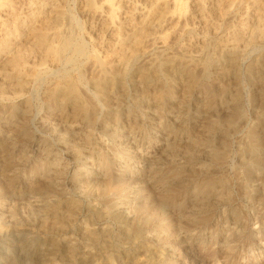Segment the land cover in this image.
Segmentation results:
<instances>
[{"label": "bare ground", "instance_id": "obj_1", "mask_svg": "<svg viewBox=\"0 0 264 264\" xmlns=\"http://www.w3.org/2000/svg\"><path fill=\"white\" fill-rule=\"evenodd\" d=\"M62 1L0 0V191L2 194L4 190L6 192H14L18 188H21L19 184L24 182V178L20 175L17 168L19 169V166L24 165L26 162L28 143L34 140L32 135L26 130L24 124V120L28 117L30 103L25 96V89L31 81L41 78L40 74L43 70L57 68L68 51H81L80 47L87 43V41L92 45L93 52L90 51V56L92 57H90V68L93 71V73L91 71L93 76L89 79H91V87L105 104L103 115L100 118H95L97 111L95 112L94 106L92 108L88 104L90 101L83 98L84 96L80 94L82 89H79V92L73 79H66L63 81L58 80L60 82L56 81L55 85L45 91L44 98L46 107H48L45 116L51 118V120L59 121L60 123H57L64 126V128L62 127L65 130L63 132L71 136V142L66 143L64 147L69 155L75 158L80 157L83 153L97 156L99 159L98 163L101 164L104 170L103 174L105 173L99 184L102 183L107 188L104 190L112 189L116 192L121 190L120 193H122L128 188L127 182L130 180V177L127 180L124 176L115 175L109 163V158L102 157L98 153L99 151L96 153V148L100 149L102 144L96 141L94 142L95 144L93 143L92 134L94 132L91 129V125L93 124L91 122L96 121L94 123L95 125L97 124L100 133H108L112 136V140L118 138L117 131L120 132V128H117L116 125L119 126L120 124H124L123 126L132 133H140L144 137L149 138L152 134H147L145 125L152 124L153 127L156 126V112L165 115L170 113L171 108H173V111L176 110L177 113H180V111L185 112L189 111L191 104H194L195 107L202 105L204 109L212 108L211 103H215L216 100H219L226 106L230 103H236L239 99V94L235 91V87V89H232L234 85L233 81H237L239 71V68L237 69L238 64L236 63L238 62L236 60L238 59L236 57L249 45L264 42V0H78V11L84 23L83 33L80 37L82 36L87 40L84 44L81 40L78 43L75 32L73 35L71 33L72 30L71 32L66 31V26L64 25L66 24L65 20H67V16ZM224 25L226 26L224 27ZM70 26L72 25L70 24ZM223 27L225 28L223 29L224 35L221 37L222 34L218 35L217 33ZM216 35L220 36L221 39L218 40ZM210 41L211 43L213 41L212 47L215 50L214 54H216L213 61L211 60L213 58H210L212 62L210 64H213L215 68L214 76L211 84H203V73L209 65V62L204 57V51H206V46ZM79 51L77 52L79 53ZM71 55L72 53L69 56ZM78 55L80 56V54ZM69 56H67L68 59ZM71 59L73 60V58ZM136 61L138 64L133 68L134 73L131 75V70L133 71L132 67ZM246 72L247 76L254 79V82L257 84V92L264 99V53L254 59ZM198 91L203 95L200 101L195 96V93ZM127 95H131L134 98L135 106L146 108L147 112L146 114L144 113V116L137 115L124 108L123 101ZM257 97L259 98V96ZM257 104L259 105L258 102ZM90 105L93 104L90 103ZM259 107L264 112V104L261 103ZM99 109L101 110L102 108ZM213 109L215 110V108ZM233 111L223 121L220 119L222 122L211 119L205 125H202L200 129L196 128L194 123H192L193 125H189L184 119L179 124L177 123V125L169 123V120L166 122L162 119L164 122L161 121L155 128L163 129L165 134L173 137L172 141L166 143V149L169 151V154L174 156V149L178 148L179 139L181 138L184 140L183 146H185V149L193 150L194 147L210 148L212 145L211 141L213 140L211 136L214 135L213 133L216 132L220 124L223 123L227 126V124L234 123L233 121L237 113L235 108ZM99 113L101 114V112ZM20 118L22 121L17 120ZM175 121L173 122L176 123ZM52 123L50 124L51 126ZM261 132L263 134L262 139L259 138L260 134L258 135L257 131H252V134L249 136L251 145L246 151L252 155L254 167L260 170V182H256L258 183V189H255L253 197L258 202L264 203L263 127ZM132 138L134 139V137ZM151 139L157 142V139L153 138V136ZM92 144L96 146L92 147ZM212 148L210 150H213ZM176 151L178 152L179 150ZM184 153H186V150ZM210 153H212V159L215 162L217 161L216 163L224 157L217 149ZM57 168L56 175L63 172V167V169H59V166ZM187 169L189 170V168ZM254 172L256 173V170ZM171 176L169 175L170 178ZM164 177L166 178L167 176ZM85 178L82 179L85 180ZM210 178L191 188L188 194L193 199L186 200L187 195L180 194V191L178 193V190L175 191L176 188L174 190L172 186H165V182H157L162 188H160L159 193L157 192L156 198L150 200V196L146 197L144 203V199H142V203L133 208L134 212L131 217L123 215L120 212L116 213L110 204L107 206L109 209L106 208L104 212H99L96 210L97 208L92 209V215L100 217L104 214V216L114 217L118 221L123 241L121 249L134 247L135 251L137 250L139 253L130 257L127 254L125 257L136 264H164L162 241L168 239L167 236L170 233L177 236V233L180 231L183 234H187L186 238L188 239V232L194 229H215V218L221 209L225 213L224 215L219 214V220L223 223L232 224V227L229 229L235 228L237 230L232 239L223 237V241H226L225 245H230L231 242L233 243L232 245L236 244L242 234L249 238L255 232H261L260 230L256 231L248 228V223L242 220V213L232 207L231 200L233 197L230 196L227 189L225 187L221 191L216 189L217 185H221L222 182ZM45 179L47 180V186L50 187L47 192L50 191L53 198L45 200L41 204L42 206L40 205L41 215L33 221L31 219L13 218L11 221L8 220L10 222L8 223L6 220H1L0 231L27 228L41 235L55 237L59 244L66 246V251L50 253V256L47 259L45 258V264H59V261L67 259L88 264H114L112 255L100 250H108L110 248L107 245V238L112 233L109 231L110 229L103 228L99 230L81 225L79 230L82 234V241L69 237L70 235L68 237L63 235L74 224L73 221L80 207L75 199L62 192L59 186L60 183L56 182L57 180L55 181L53 176ZM96 180L98 182L100 177L99 180L98 178ZM85 181L88 182L89 180L86 179ZM183 186H181L183 189H188V186ZM190 187L192 186L190 185ZM245 187L246 184L242 182L240 188L244 189ZM258 190H260V193ZM100 191L102 192V190ZM135 191L137 190L134 189ZM187 206H191L192 209L197 208L188 213V210H185L188 208ZM129 207L127 208L131 210ZM186 212L188 214H185ZM148 229L151 231L150 235L147 234ZM211 231L213 232V230ZM79 236L77 237L78 239ZM225 236L227 237V235ZM155 241L156 250H158L156 252V256H158L157 261L152 255V253H155V246L151 242L155 243ZM93 249L95 250L93 251ZM116 256L120 258L119 255ZM213 256L215 257V255ZM15 262V260H12L9 264H15ZM211 263L213 264L212 261Z\"/></svg>", "mask_w": 264, "mask_h": 264}, {"label": "rangeland", "instance_id": "obj_2", "mask_svg": "<svg viewBox=\"0 0 264 264\" xmlns=\"http://www.w3.org/2000/svg\"><path fill=\"white\" fill-rule=\"evenodd\" d=\"M62 5L64 7V10H65L66 16H67V20H65L66 24L64 25V26H66L65 27L66 31L71 32V30H72L71 33H73V35L75 32L76 37L77 38L79 37L77 39L74 36L76 38V40L78 41V43H80V40H81V42L84 44L85 41H87V40H85L82 36H81L82 38L80 37V35H82V33H83L84 23H83L82 17L79 14V11H78L79 10L78 9L79 8L78 0H63ZM70 24L72 26H70ZM225 26L226 25H224V27ZM224 27L222 28V30H220L217 33L218 35L222 34L221 37H223V35H224V32H223L224 31L223 29H225ZM218 35H216V37L218 40H220L221 37ZM209 43H211V41ZM209 43L206 46V49H205L206 51H204V53L207 54V55L204 54V57L209 62V65L203 73V79H202L203 84H208V83L211 84L213 82L212 80H213V76H214L213 74H214L215 68H214L213 64H210V63H212L210 61V58H213V59H211L213 61L216 54H214L215 50L212 47L213 41H212L211 45H209ZM91 46L92 45L87 41V43H85L83 46L80 47V50L82 49L81 50L82 52L79 50H77V51H79V53L77 51H74L75 53L68 51L66 53L64 59L62 60L64 62L61 61V63H60L61 66L58 65L57 68H50L49 70H46V71L43 70L40 74L41 78H36L35 80L31 81L27 85L28 87L25 89L26 90L25 96L28 99V101H30V103H29L28 117H27V119L24 120V124H25L26 130H28V133H30L32 135L34 140H32L31 142L28 143L29 145H28L27 150H26V153L28 152L26 154V157H27L26 162L27 163L25 162L24 165L23 164L20 165L19 166L20 170L17 168L20 175L24 178V182H21L19 184V186L21 188H18L17 189L18 191L16 190L14 192H10V191L6 192V190H4L3 194L0 191L1 192L0 193V221L1 220L11 221L13 218L31 219V221H33L35 218L39 217V215H41V213H42L40 211L41 206H42L41 204H43V202L45 200H47V199L50 200L53 198L52 193L50 191L47 192V190H49L50 187L47 186V180L45 179L49 176H53L54 180L55 181L57 180L56 182L60 183L59 186L62 189V192H64L65 195L71 196L73 199H75V201L79 204V207H80L79 211L76 214V218L74 220L76 223L73 221L74 224H72V227L70 228L71 230L70 229L67 230L65 232V234H63V235L67 236V237H68V235H70L69 237H72L76 240L82 241V234H81V231L79 230L81 225H86L89 227L97 228L99 230L103 229V228H106L107 230L110 229L109 231L112 233L107 238V240H108L107 245L110 246V248H108V250L107 249H100V250L101 251L103 250L104 252L106 251V253L112 255V257H113L112 261L114 264H131L132 261H130V259H127L125 256H127V254H128V257H130L133 255H136L139 252L137 250L135 251L134 247H130L127 249H121L123 241L121 239L122 237L120 234L118 221L116 219H114V217L104 216V214L101 215L100 217H94L92 215L93 214L92 209L97 208L96 210H98L99 212H104L106 210V208H108L107 207L108 204H110V205H112V208L116 213L120 212L123 215L131 217V215H133V212H134L133 208L136 205L141 204L142 199H144L143 200V203H144V201L146 200V197L150 196L149 197L150 200H153L156 198L157 192L159 193L160 188H162L159 186L160 184H158L157 182H165L166 183V184L164 183L165 186H170V187L172 186V188L174 190L176 188L175 191L178 190V193L180 191V194L187 195L186 196V200H187V199H193L188 194L189 191L191 190V188H193L195 185L201 183L202 181L207 180L210 177H212L213 180L215 179L219 182L220 181L222 182L221 185H217V187H216V189L218 191H221L225 187L227 189V191L229 192L230 196L233 197L231 200V205L233 208H236V211H239L240 213H242L241 214L243 217L242 220H243V222L248 223V228L251 230L254 229L256 231L260 230L261 232H255L249 238L243 236V234H242V236H240V239H239V241L236 242V244L232 245L233 243L231 242L230 245H225L226 241L225 242L223 241L224 238L232 239L234 233H236L237 230L235 228L229 229L230 227H232V224L223 223L221 220H219L220 219L219 214L224 215V213H225L224 210L221 209L219 211V214L217 215L218 218L217 217L215 218V221H216L215 222L216 223L215 229H210V228H203L204 230L201 228L194 229V230L188 232V239L186 238L187 234H183V232L179 231L177 233V236L173 233L172 234L170 233V235L167 236L168 239H166L165 241H162V244H163L162 247H163V253H164V257H163L164 264H180V263L181 264H185V263L186 264H212L211 261L213 262V264H225V262H226V264H263L264 263V254H263L264 253V249H263L264 248V203L258 202L253 197V194L256 191L255 189H258L257 186H258V183L260 182V179H259L260 170H258L254 167L255 164L253 161V157L246 150L251 145V141H250L249 136H250V134H252V131H254V130L257 131L258 135L260 134L259 138L262 139L263 134L261 131H262V127L264 128V126H263L264 125V116H263L264 112L262 111V108H260L259 106H261V103L264 104V99L257 92V84L254 82V79L247 76L246 71H248V69L251 66L254 59L256 57H258L259 55H261L262 53H264V42H261V44L254 43L252 45H249L248 47L244 48L239 53V55H238L239 58L236 57V59H238V60H236L238 62V63H236V64H238L237 69L239 68L238 78H237L238 82L233 81L234 85H233L232 89L236 88L235 91L239 94V99L236 103H232L233 105L231 103L228 104L227 105L228 109H227L226 105H223V103H221L219 100H216L215 103H213V102L211 103L212 108H205L204 109V108H202V105L195 107L194 104H191L189 111H185V112L180 111V113L179 112L177 113L176 110L173 111L172 110L173 108H171L170 113H167L168 116H167V114L161 115L160 113L156 112V115L158 116V117L156 116V118H155L156 119L155 121L157 122L156 126L159 125L158 123H161V121L164 122L163 120H165L166 122L169 120L168 121L169 123L177 125V123L179 124L181 122V120L184 119V120H186V122H188L189 125L194 123V126L196 128L200 129L202 127V125H205L211 119H216L217 121L222 122L223 119L226 118V116H228V115L230 116L234 112L233 110L235 108L237 116L234 118V121H233L234 123L229 124V125L227 124V126H226V124L224 125L223 123H221L219 126V128H221V129L218 128L216 130V132L213 133L214 135L211 136V139H213L211 141L212 142L211 147H213L212 149L213 150L217 149V151L220 152L224 156L223 159L221 161H219L218 163H216L217 161L215 162L212 159V156H211L212 153H210V152H213V150H210L211 147L210 148L209 147H206V148L205 147H194L193 150H190L188 148L185 149L184 148L185 146H183L184 140L182 138H181L182 140L179 139L180 147L178 144V148L174 149L175 155L172 156V154H169V151L166 149V143H168L169 141H172L173 137L169 136L168 134H165L163 129L162 130H160V128L156 129L155 128L156 126L153 127L152 124L151 125H148V124L145 125V129L147 130V134L148 135L152 134L148 138V137H144L140 133L135 134V133L128 131V129H126V127L123 126L124 124L119 123L121 125V126L119 125L120 127L118 125H116L117 128H120V132L117 131V134H118L117 137L118 138L116 140H112V136L109 135L108 133H106V134H103L105 132L100 133L99 129L97 128L98 127L97 124L95 125L96 121L91 122V123H93L91 125V129H92V132H94V134H92L93 143L96 141V142H100L102 144V147H100V149L96 148V153L99 151L98 153L101 154L102 157L105 156L107 159L109 158L108 159L109 163L112 166V170H113L115 175L124 176L126 179L130 177L129 178L130 180L127 179V180H129L127 182V184H128L127 187L130 190L128 188H126L125 191H123L122 193H120L121 190L117 191L118 193L112 189L104 190L107 188H105L102 185V183L99 184V182L105 176L104 175L105 173L103 174L104 170H103L101 164L98 163L99 162L98 157L95 155L89 154V153H83L80 157H76V158L69 155V153L67 152V150L64 147H65L66 143L71 142V136H69L66 132H63V131H65L63 129L64 126L60 125L59 121L54 120V119L51 120V118H48L47 116H45L46 115L45 113H47V108H48V107H46L47 105L45 103V98H44L45 91L48 88H50L51 86L55 85L56 81L60 82L58 80L63 81L66 79L67 80L73 79V81L76 83V87H77L79 92L82 89L80 94H82V96H84L83 98H85L86 100L88 99V101H90V102H88L89 106L92 108L94 106L95 112L97 111L95 118H100L103 115L105 104L103 103L100 96L91 87V83H90L91 79H89L93 76V74H92L93 71L90 68L91 67V58H92L90 56V51L93 52V48ZM209 50H211V51H209ZM70 53H72V55L76 59L72 55L69 56ZM76 53H77V55H75ZM81 53H83L84 55L83 54L81 55ZM78 54H80V56ZM67 56H69V59ZM70 57L73 58V60ZM66 58H67V60H66ZM136 64H138L137 61L133 65L132 69L135 67ZM77 67H78V69H77ZM44 71H45V73H43ZM91 71H92V73H91ZM133 73H134V69H133V71L131 70L130 74L132 75ZM204 76H205V78H204ZM37 77H39V76H37ZM74 79H76L77 81ZM37 84H39V85H37ZM33 91H35V92H33ZM255 94L257 96H259V98ZM195 96H196V99H199V101H200L202 99L203 95L201 92L198 91L195 93ZM133 100H134V98L131 95H127V97H125L124 101H123L124 108H126L127 110H129V111H131L137 115L139 114L140 116H144V113L146 114V112H147L146 108L145 107L141 108V107L135 106V103ZM257 102L259 103V105L257 104ZM90 103H92L93 105H90ZM99 108H102V109L100 110ZM213 108H215V110ZM201 110H203V111L201 112ZM99 112H101V114ZM159 115H161V116H159ZM183 115H185V116H183ZM203 115H205V116H203ZM204 117H206V118H204ZM207 118H208V120H207ZM17 120L22 121L21 118L17 119ZM46 120H48V121H46ZM198 120H200V121H198ZM44 121H46V122L44 123ZM173 121H175L176 123H174ZM204 121H205V123H204ZM57 122H59V123H57ZM40 123H42V124H40ZM51 123H52V126L50 125ZM44 128H46V129L44 130ZM48 130H49V132H48ZM60 131H62L63 133ZM123 132H124V134H123ZM225 133H227V134H225ZM2 134H3V132H2ZM61 135H63V136H61ZM122 135H124V136H122ZM152 136H153V138L157 139V142L154 141L153 139H151ZM221 136H223V137H221ZM132 137H134V139ZM219 138H221V139H219ZM121 139H122V141H121ZM128 139L130 142L128 141ZM130 139H132V140H130ZM121 142H122V144H121ZM125 143H127V144H125ZM140 144H141V146H140ZM214 144H216V145H214ZM94 146H96V145L92 144V147H94ZM163 146H165V147H163ZM121 147L123 148V150ZM176 150H179V151L177 152ZM185 150H186V153H184ZM263 151H264V147H263ZM125 152H126V154H125ZM177 153H178V155H176ZM182 154H184V155H182ZM88 155H89V157H88ZM140 155H142V156H140ZM186 157L187 158L192 157V158L187 159ZM75 159H77L76 162H75ZM170 159H171V162H170ZM174 160L176 161V163ZM98 164H100V165L98 166ZM58 166H59V169L64 168L63 172L60 173L61 175L60 174L56 175V172L58 171V168H57ZM181 168L182 169L184 168V169L182 170ZM185 168L186 169L189 168V170L188 169L186 170ZM184 170H186V171H184ZM195 170L196 171L198 170V171L196 172ZM254 170H256V173L254 172ZM171 171H174L175 173L171 172ZM177 171H179V172H177ZM247 172H249V173H247ZM169 175L170 176L172 175L171 178L169 177ZM188 175L190 178L188 177ZM98 176L100 177V180H99ZM164 176H167L169 179L167 177H166L167 178L166 179ZM79 178H81V180H79ZM82 178H85V180L87 179L89 181L87 182ZM96 178H98V180H99L98 182H96L97 181ZM140 178L141 179L144 178V179H142V181L144 182V185H143V182L141 181ZM145 178H146V180H145ZM163 178H165V179H163ZM212 178H210V179H212ZM94 179H95V181H94ZM156 179H157V181H156ZM136 180H138V181H136ZM256 180H258V181H256ZM131 181H132V183H130ZM154 181H156V182H154ZM240 181H241V183L244 182L246 184V187L244 189L240 188V184H241ZM90 182L91 183L93 182L95 184L93 185V183L91 184ZM256 182H258V183H256ZM139 183H140V185H139ZM175 183H177L178 186ZM181 183H184V184H181ZM33 184H35V185H33ZM98 184H99L100 188L99 187L97 188ZM129 185H130V187H129ZM141 185L145 186V187H142ZM164 185H162V186L165 187ZM183 185L188 186V189L187 190L183 189L181 187ZM190 185L192 187H190ZM140 187H142V188H140ZM147 187H150L153 191ZM156 188H157V190H156ZM95 189H96V191H95ZM99 189L102 190V192ZM134 189H136L137 191L134 192ZM245 189H246V191H245ZM129 191H130V193H129ZM259 191L260 190H258V192ZM152 192H153V194H152ZM238 192H239V194H238ZM143 194H145V195H143ZM154 194H156V195H154ZM130 195H132V196H130ZM134 196H135V198H134ZM3 197H5V198H3ZM131 198L133 201L131 200ZM128 200H129V202H128ZM103 202H105V203H103ZM25 203H26V205H25ZM127 205L130 206L129 208L132 211L127 208L128 207ZM132 205H133V207H132ZM255 205H257L259 208ZM102 207H104V208H102ZM187 207L188 208H186L185 210H188V213H189V211L195 210L197 208V207H195V209L194 208L192 209L191 206H187ZM124 208H126V209H124ZM240 209L243 211H241ZM124 212H126V213H124ZM221 212H223V213H221ZM188 213L186 212L185 214H188ZM120 219L124 220L122 218H120ZM9 221H8V223H10ZM253 223H255V224H253ZM262 226H263V228L261 229ZM220 227H222V228H220ZM211 230H213V232ZM5 231H0V264H7V263L9 264V263H11L12 260L16 261L15 264H45L46 259L48 258V256H50V253H52V252H65L66 251V246L59 244L57 242L56 238L53 236L41 235V234L36 233V232L29 230L27 228L26 229L25 228L15 229V230L9 229V230H5ZM214 231H216V232H214ZM152 233H153V231H152ZM117 234H118V236L116 237ZM147 234H149V235L151 234V231H149V229L147 230ZM182 234H183L185 239L184 238L182 239V237H183ZM225 235H227V237ZM78 236H79V239L77 238ZM118 238H120V239H118ZM221 239H222V241H221ZM43 242H44V244H43ZM176 243H178V244H176ZM181 243L183 246L181 245ZM151 244L155 246V251H154L155 253H152V255L154 256V259H156V261H157L158 256H156V252H158V250H156V241H155V243L151 242ZM218 247L221 249H219ZM195 248H197V249H195ZM94 250L95 249H93V251ZM204 250H206V251H204ZM223 250H224V252H223ZM167 251H168V253H167ZM186 252H187V254H186ZM189 252H190V254H189ZM191 252H193V253H191ZM215 252H217V253L215 254ZM116 255H119L120 258L117 257ZM213 255H215V257ZM219 256L221 259L219 258ZM227 258H228V260H227ZM61 263L62 264H78V263L79 264H88L85 262L80 263V261L69 260V259L61 261V262L59 261V264H61ZM132 264H136V263L132 262Z\"/></svg>", "mask_w": 264, "mask_h": 264}]
</instances>
